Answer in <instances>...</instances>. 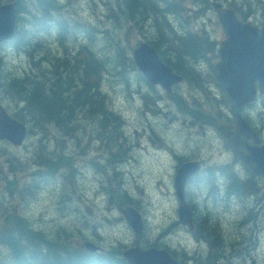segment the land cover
Instances as JSON below:
<instances>
[{
  "label": "trees",
  "instance_id": "trees-1",
  "mask_svg": "<svg viewBox=\"0 0 264 264\" xmlns=\"http://www.w3.org/2000/svg\"><path fill=\"white\" fill-rule=\"evenodd\" d=\"M16 1L19 12L18 28L11 44L18 51L27 54L30 69H26L23 74L10 75L5 72L2 91L17 106L23 104L16 116L24 122L32 121L33 126L40 129L46 137L52 134L51 125L60 129L63 137L75 138L77 146H80L83 135L94 134L98 137L101 141L100 149L103 150L104 147V152L110 153L105 164L95 163L104 177L103 189L109 197V208L114 206L121 208L126 205L140 207L137 201L139 199L129 193L128 188L123 187L122 174L117 171L118 166L131 157L132 147L128 146L123 132L127 120L110 106V96L103 91L106 77H116L118 82L127 87L130 86L132 74H137L138 81L145 80L133 59L134 47L131 43L133 28L141 35L147 36L146 31L151 35L150 43L156 47L163 60L184 77V83L191 87L190 93L200 94L204 91L207 96L206 101H201L199 94L186 95L177 91L168 95L177 108L183 113L191 114L196 122L209 125V128L223 136L233 128L235 120L231 113H234L235 109L222 87L215 68V60L218 57L217 41L212 40L203 28L193 29L191 16L196 19L199 13L195 11V14L189 15V9L182 3L183 0H104L106 19L99 21L100 25L103 21L106 27V29L100 27V31L105 35V47L101 50L104 58L103 55L98 58L95 53L97 51L92 48H83L85 55L77 53L71 56L66 49L63 57H50L49 37L53 36V30L56 29L55 38L59 42H64L67 39L66 33H69L68 26L73 32L70 24L77 22L70 21V16L62 10L58 0ZM260 1L233 0L231 5L246 17V9L264 10ZM27 19H30V25ZM108 25L111 27H107ZM82 27L80 24L79 28ZM86 31L90 41L99 34L96 27L91 29L86 27ZM119 34H122L121 37ZM139 42L140 40L138 44ZM202 61L209 65L207 75L198 69ZM210 84L219 88L220 94L213 92ZM150 86L155 88L154 85ZM163 98L164 95L158 93L154 95L151 91L143 94L146 107L153 112L163 109H159L158 105ZM248 107L247 118L258 124L260 130L264 132V97ZM251 109L260 111V122H256L252 117ZM96 112L103 118L95 115ZM82 115H85L83 119L89 121L90 130L87 124L81 128L83 120L78 118ZM111 115L114 116L112 119ZM110 120L114 122L113 127L110 126ZM63 143H59L58 147L61 148ZM63 150L61 148L57 153H48L57 159L48 169L52 173L63 162L65 169H68L69 183L74 186L77 180L74 152ZM46 154H43V160ZM180 158L181 161L187 159L186 156ZM43 166L44 164L41 165L39 172H42ZM207 169L208 171L192 180L189 195L194 203L192 208L196 228L193 233L197 238L204 237L210 245L214 243L210 246V260L213 264L217 260L216 257H220L226 250L224 231L218 218L208 215L206 209L195 204L192 196L195 187L202 188L206 184L215 200L220 197L219 194H215L219 188L216 168L209 166ZM221 172L227 173L230 177V191L246 193L247 198L253 193L263 191L261 181L249 171L247 172L249 178L246 179L236 173L232 174L228 168L222 169ZM63 182L64 185L65 181ZM262 196L264 198V191ZM64 199L72 200V195L65 194ZM254 211L255 208H251L250 214L253 215ZM107 216L104 219L109 220ZM83 220H87V217L85 216ZM89 222H85L86 226L90 225ZM91 228L93 232H97L96 224H91ZM88 229L90 228L79 229L77 235L85 237L84 230ZM42 232L27 224L23 218H18V222L9 232V235H15L8 240L15 255L12 258L1 259L0 264H129L123 256L122 246L89 253L79 243L67 242L70 237L77 236L74 232L58 233L55 239H47L50 237Z\"/></svg>",
  "mask_w": 264,
  "mask_h": 264
},
{
  "label": "rangeland",
  "instance_id": "rangeland-1",
  "mask_svg": "<svg viewBox=\"0 0 264 264\" xmlns=\"http://www.w3.org/2000/svg\"><path fill=\"white\" fill-rule=\"evenodd\" d=\"M103 1L104 0H97V2H94L93 0H80L76 2L73 13L81 16L85 15L87 18L94 17L92 15L93 12L96 14V12H99L101 9H103ZM206 17L207 18H204V21L206 22L208 32L214 39L220 42L225 35L221 25L219 24L217 15L213 12H210L206 15ZM26 21L30 25V19H27ZM194 27H196L195 23ZM39 30L41 31L42 27H40ZM67 31L71 33L72 28L68 26ZM139 37L140 36L133 35L131 43H134ZM142 37L143 36L141 35V38ZM13 50L14 49L11 45H4L3 47H0V59L2 60L4 67H6L5 69L11 72L10 75L23 71L24 69L28 68L29 65V60L27 57L21 56ZM206 66H203L205 72L208 70V66ZM132 75L133 78H131L132 80L130 81V86H128L129 88L114 78H110L105 81L103 86L104 90L107 91L110 96V101L113 102L117 109H119L126 116L128 122L131 123L128 125V131H135V126H137L140 131H145V136L141 137V141L144 142V144L149 143V134L152 133L153 135L154 132L157 134V139L161 140V136L166 143V146L159 145L158 140H154L155 142L151 140L147 147L137 149L135 148L134 153L136 158L132 160L133 163H127L125 166V168H128V170H126L128 172L127 177L129 178L128 180L132 186H135L137 183H144L143 186L146 189V196L145 199H143V209L146 213L149 211V224H151V227H158L175 215L177 203L173 185L177 169L175 166L178 162H176V159L173 156V151L168 145L173 146L175 148L174 150H176L179 154L193 155L199 158L203 157L205 160L212 161L225 160L228 157V153L222 149L223 139L218 132H208L206 127H190V121L186 122L184 120L186 117L181 114L177 108L173 107L172 100L168 98L167 92L162 87L157 85V87L151 88L144 81H141L142 88L145 91H151L154 95H156L157 92L164 95L165 97V100H163L161 103V106L164 108L163 113L154 114L152 112H147L146 109H143L142 106L144 105V101L140 96V93L138 91L137 93H134V95L130 93L131 89H133V92L136 88L140 89L139 82L136 80L137 74ZM180 86L181 87H175L176 92H184L186 95L195 94L196 96L199 94L195 92L190 93L189 91L191 90V87L187 83H184ZM213 91L218 92L215 87L213 88ZM199 97L201 101H206L207 99V96L204 92H202L201 95L199 94ZM1 100H3L5 103H9V99H7L4 94H2V92H0V101ZM250 111L255 121L260 122V111L256 109H251ZM94 114L98 115L100 119L103 118L99 112ZM110 117L112 119L114 116L111 115ZM83 118H85V115L78 118V120H83L81 128H83L85 124H88L87 120ZM110 121V126L113 127L114 122L112 120ZM88 129H91L90 125L88 126ZM126 131L127 128L124 126V136ZM75 132L79 134L77 130H75ZM79 136L81 135L79 134ZM134 139L136 140L137 137ZM81 141L82 142L80 146H77V140L75 138H67L69 149L71 151L75 150L76 154H78L76 156V159L78 160V171L76 175L79 178L77 177L76 183L72 189L73 194H75L73 201L71 200V205L69 206L66 204L67 200L64 199L57 208L60 195L62 191L65 190V187L61 184V182L56 184L55 181H52L48 185L45 184L47 187L43 191L39 192L35 201H28L27 203L24 202L25 210L21 212V218H23L27 224L33 226L40 232H42L43 227L44 230L49 234L56 233L60 228L68 229V232H75L76 230L78 233V230L83 227L82 213H85V216L89 218V228L93 231L91 224L97 223L98 226H103V223L106 222L103 221L102 215L111 214V209L107 207V201L104 199V196H102L100 189L101 177L99 174H97L95 168L89 163V159H91L90 157H93L96 154L95 150L91 149L88 156L82 155L81 153L79 154V152H81L84 147H87L90 142V148H98L100 141L95 139L92 140L88 138L87 135H83ZM3 148L5 147L3 146ZM13 155L19 157L17 160H20L25 164L24 168L28 174L34 170L33 162H35V157L33 147L27 143L26 146L15 147V152ZM44 160V168L52 166L53 163L57 161L56 156H53V154L47 156ZM3 161L2 157H0V164L9 167L10 162L7 161L6 157L3 158ZM15 162L16 163H11V167H15V164H19L18 161ZM19 177L22 178L21 175H19ZM42 182L43 181H41L39 178L35 180L36 184H40ZM133 191L137 192L136 189H133ZM3 192V190H0V196L2 197L4 196ZM20 194L23 195L22 193ZM78 196L82 197L83 199L80 201ZM10 197L7 195L8 204L14 200H18L15 193H13V195ZM247 197V195H237L235 197L223 196L217 198L216 200L213 197L216 204L213 201L211 203L208 202L206 212L208 215L211 214L212 218H218L221 221L223 229L230 238V242H235L234 238L230 234L236 235L237 226L240 220H245L246 217H248L246 214L247 206L249 205ZM137 201L140 202V200ZM199 203L202 205L199 207H203L205 209V202L200 200ZM86 205H92V208H90L92 213L90 210L84 208ZM66 207L68 208L65 211ZM71 208L72 211H68V209ZM83 208L85 210L82 212ZM115 213L117 212L115 211ZM119 216L120 213L118 210L116 217ZM112 224H116V222ZM112 224L110 226H105L107 229L100 232L105 233V237L103 239L104 244L114 243L115 241H118V239H123L127 242L132 241L134 234L128 225L126 226L124 223L119 224V226ZM154 233H157V230H155ZM86 234H90V231L86 230ZM150 234L151 230L148 229L147 236ZM176 236L177 238L175 241H179L182 236L189 237L188 235L184 234L182 230L181 232L178 231L174 235V237ZM47 239L55 238L51 236ZM199 241H201L203 244L210 245L201 237ZM190 245L192 246V241H190ZM195 246L197 247V245ZM257 246L258 240L256 238H252L248 245L244 247L248 252L252 250L254 251ZM201 248L204 250L203 247ZM254 257L256 259L255 264H264V237L262 240V248L258 250V255H255ZM218 264H220L219 261ZM232 264H242V262H240V259L237 258L233 259ZM243 264L253 263L251 259H249L243 261Z\"/></svg>",
  "mask_w": 264,
  "mask_h": 264
},
{
  "label": "water",
  "instance_id": "water-1",
  "mask_svg": "<svg viewBox=\"0 0 264 264\" xmlns=\"http://www.w3.org/2000/svg\"><path fill=\"white\" fill-rule=\"evenodd\" d=\"M218 13L226 38L221 41L220 59L216 68L235 106L241 107L255 102L259 92L264 95V28L259 32L255 25L243 21L232 7H222ZM15 15V3L0 6V41L13 36ZM134 59L151 82L160 83L168 90L183 79L181 75L174 73L173 69L163 62L158 52L147 43L134 50ZM25 134V125L11 117L0 106V137L22 143ZM227 141L235 146L236 155L254 175L264 177V143L240 111L237 112L236 131L228 133ZM199 164L197 161L185 163L179 169L175 180L176 191L182 201L181 222L188 225H192V217L186 201L185 186L188 178L199 168ZM123 213L128 222L141 232L143 222L140 214L132 207L124 209ZM86 245L92 250L96 249L92 243ZM125 255L132 264H178L168 254L157 249L131 248Z\"/></svg>",
  "mask_w": 264,
  "mask_h": 264
},
{
  "label": "flooded vegetation",
  "instance_id": "flooded-vegetation-1",
  "mask_svg": "<svg viewBox=\"0 0 264 264\" xmlns=\"http://www.w3.org/2000/svg\"><path fill=\"white\" fill-rule=\"evenodd\" d=\"M214 2L213 0H209ZM225 4V3H224ZM227 3L226 5H228ZM39 133V132H38ZM32 144L31 147L35 146L34 157L35 162H33L34 170L26 175L24 168V163L20 160H17L15 155H13V148L22 147L25 145H14L9 140L0 139V157H6L7 161L10 162L9 167L3 166L0 164V190H3V197L0 196V221L1 217L5 218L7 221L12 220V214L19 213V219L21 218V212L25 210L24 202L35 201L39 192L43 191L49 183L54 181V178L50 175L51 172L48 168L42 167L41 171L38 170L41 168V165H45V160L41 154L40 145H36L37 137L31 136ZM3 146L5 148H3ZM53 153V152H50ZM46 158V157H45ZM18 161L19 167H11V163ZM4 162V161H3ZM6 165V164H5ZM26 172V173H25ZM21 175L22 178L19 177ZM40 179L43 181L40 184H36L35 180ZM47 184V185H45ZM16 194L18 200H14L11 203H7V195L10 197ZM22 193L23 195H21ZM12 198V197H10ZM31 207V205H30ZM248 217L245 220L241 221V225H246V230L243 237L237 238V241L231 242L226 248V252L223 253L220 257H217V262L222 260L229 261V264H232L233 259H240V262L251 259L252 263L255 264V255H258V250L262 248V240L264 237V219L263 214L259 209L255 210L253 215L250 212L247 213ZM18 222V221H17ZM15 222L12 227L17 223ZM15 234H13L14 236ZM258 240L257 248L252 252H247L244 246L248 245L251 239ZM7 247H9V242L7 241ZM181 257H185V254L182 252Z\"/></svg>",
  "mask_w": 264,
  "mask_h": 264
},
{
  "label": "bare ground",
  "instance_id": "bare-ground-1",
  "mask_svg": "<svg viewBox=\"0 0 264 264\" xmlns=\"http://www.w3.org/2000/svg\"><path fill=\"white\" fill-rule=\"evenodd\" d=\"M218 182H222V180L218 177ZM215 194H219L220 197H228V196H232V197H235V196H242V195H245L246 193L244 194H238V192H234V191H230V188L229 186L227 185L226 187L222 188V187H219L217 192ZM254 196H256V193H253ZM202 239H204V237H201ZM205 240V239H204ZM206 241V240H205ZM208 242V241H207ZM253 251V250H252ZM252 251H248V252H252Z\"/></svg>",
  "mask_w": 264,
  "mask_h": 264
}]
</instances>
